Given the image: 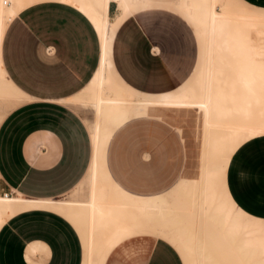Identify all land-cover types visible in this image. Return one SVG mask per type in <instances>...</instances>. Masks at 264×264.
<instances>
[{
    "label": "crops",
    "instance_id": "obj_1",
    "mask_svg": "<svg viewBox=\"0 0 264 264\" xmlns=\"http://www.w3.org/2000/svg\"><path fill=\"white\" fill-rule=\"evenodd\" d=\"M174 1L137 0L125 11L118 1H111L109 16L113 24L105 47L96 24L71 0H41L13 17L3 35L1 60L23 102L10 109L0 122V194L12 190L27 200L55 202L72 197L82 186L93 165L94 139L85 112L72 103L84 97L104 57L114 83L128 95L133 97L115 75L134 94L159 97L136 100H169L196 83L206 60L205 37L196 20L182 7L190 0H180L176 4L178 11L168 5ZM246 1L264 7V0ZM233 2L251 14L264 16L238 0ZM192 24L204 44L203 66L191 87L172 95L190 81L198 68L200 44ZM154 113L117 128L105 149L108 176L120 189L137 198L164 196L184 175L191 174L190 140L180 113ZM256 138L241 145L236 150L239 154L235 151L232 155L227 183L239 206L264 217V136ZM257 158L260 160L255 163ZM249 164H253V171ZM106 181L110 185V180L104 178L100 188L101 197L108 201ZM124 212L121 221L103 222L99 227L95 264L102 248L112 242L117 225L127 228L128 233L126 221L130 217H147L135 209ZM52 213L34 210L8 219L0 229V264H31L25 256L27 247L36 252L30 257L38 264H81L77 232L66 219ZM38 242L46 247H40ZM105 264L185 263L167 240L142 234L114 247Z\"/></svg>",
    "mask_w": 264,
    "mask_h": 264
},
{
    "label": "bare ground",
    "instance_id": "obj_2",
    "mask_svg": "<svg viewBox=\"0 0 264 264\" xmlns=\"http://www.w3.org/2000/svg\"><path fill=\"white\" fill-rule=\"evenodd\" d=\"M39 1L0 0V122L10 109L23 102L3 69V35L14 16ZM71 1L96 24L105 47L113 24L109 16L111 0ZM117 1L122 11L137 3V0ZM182 7L196 20L206 41V60L196 83L169 100H136L114 83L104 57L84 97L72 103L85 112L94 139V161L87 179L75 195L55 202L27 200L12 190L11 194H0V229L8 219L23 212L56 213L73 226L82 241L86 256L81 264H95L99 227L103 222L121 221L125 209L139 210L151 221L184 226L183 218L175 210L164 207L162 197L137 198L120 189L106 172L104 146L114 131L131 119L150 117L162 110L175 113L193 110L198 151L195 169L182 187V204L201 218L202 227L210 223L213 246L208 247V240L198 237L199 233H193L187 226H179L174 235L177 234L192 264H264V217L239 206L227 183L235 151L247 141L264 136V16L243 10L233 0H190ZM257 159L255 163L260 160ZM104 178L110 180L108 201L101 197L100 183ZM127 231L117 225L114 238L119 239Z\"/></svg>",
    "mask_w": 264,
    "mask_h": 264
},
{
    "label": "rangeland",
    "instance_id": "obj_3",
    "mask_svg": "<svg viewBox=\"0 0 264 264\" xmlns=\"http://www.w3.org/2000/svg\"><path fill=\"white\" fill-rule=\"evenodd\" d=\"M238 1L240 3H242L249 10L255 11L259 14H264V7L263 6L254 5L252 3L247 2L246 0H238ZM178 2H180V0H175L174 3H172L173 5H170V3L168 5L173 7L174 9H176L178 11V9L176 7V4ZM117 14L118 13H116L115 16H113L111 19L115 20ZM117 25H118V23L116 24V28H117ZM116 28H115V30H116ZM194 28L196 30L198 40H199V44H200V59H199L198 68H197V71L194 74V76L190 79V81L184 87H182L178 91L174 92L172 95H179L183 91H185L186 89L191 87L194 84V82L196 81V79L198 78L199 73L201 71V68L203 66L204 53H205L204 52V44H203V41H202V38L200 36L199 31L197 30V28L195 26H194ZM114 75H115V73H114ZM115 78L118 81V83L128 93H130L133 96V98H136V99H146V98L157 99V98H159V97H148V96H141V95L134 94L133 92L129 91L120 82V80L116 77V75H115ZM85 87L81 91H83L85 89ZM180 118H181V124H183L185 126V129H186L185 134L189 137V140H190L189 141V144H190L189 154H190V156H189L188 160L190 163L191 172H193V170L195 169L196 154L198 151V140L195 136V131L197 128L196 120H195L196 113L193 110L189 111V112L183 111L180 113ZM177 129L179 132H181L180 128H177ZM108 142L104 146V151L106 149ZM92 157H93V155H92ZM185 173H187V169H185ZM183 175L184 174H182V176ZM188 177H189V175H184L182 180L180 181V183L171 192H169L168 194H166L164 196H160V197H162V199L165 201V203H164L165 208L168 207L169 209L175 210L176 214L180 215L183 218L182 225L187 226V229L193 230V233H195V234L199 233L198 237L207 239L208 240L207 245L208 244L211 245V246L208 245V247H212L213 243H211L212 241L210 240V234H209L210 231L212 230L210 223H207L206 226L202 227L203 222L201 221V218L195 217L194 211H192L190 209V207L183 206V204H182V187L185 184V182L187 181ZM106 182L109 185V182L108 181H106ZM13 190L22 194L21 192L17 191L16 189H13ZM132 214L136 215V213L134 211L132 212ZM164 223L165 224H163L161 221L157 222L156 220L151 221V220H149L148 217H141L138 215L136 216V219H132V217H130L126 221V224L130 228V231L127 234H125L124 236L120 237L119 239H114V238L111 239L112 242L109 245L102 248V252L100 253V256L96 257V264H105V261L109 255V253L113 250L114 247H116L122 241H124V240H126L132 236L142 235V234L156 235L160 238L167 240L169 243H171L178 250V252L182 256L185 264H192L190 257L187 255L184 247L181 244V241L178 240V237H176L177 234L174 235V233L179 228V226H180V228L184 227V226H181L178 224L175 227H172V226H174L172 223L171 224L169 222H164ZM172 229H173V231H172ZM191 230H189V231H191ZM79 240H80V238H79ZM102 240H106V238L102 239ZM38 243H39L40 247H42V248L46 247L43 243H41V242H38ZM80 243H81V248H82V241L81 240H80ZM34 253H36V252H33L29 247H27V251H26V255H25L26 259L31 264H38V263L34 262L30 257V255H33ZM85 256H86V251L82 248V259L83 258L85 259Z\"/></svg>",
    "mask_w": 264,
    "mask_h": 264
},
{
    "label": "built area",
    "instance_id": "obj_4",
    "mask_svg": "<svg viewBox=\"0 0 264 264\" xmlns=\"http://www.w3.org/2000/svg\"><path fill=\"white\" fill-rule=\"evenodd\" d=\"M112 2H116V0H111ZM3 195H7V194H11V192H9V191H6V192H3L2 193Z\"/></svg>",
    "mask_w": 264,
    "mask_h": 264
}]
</instances>
